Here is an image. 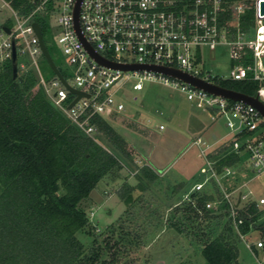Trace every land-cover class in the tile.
<instances>
[{"label": "built area", "instance_id": "2783aa9c", "mask_svg": "<svg viewBox=\"0 0 264 264\" xmlns=\"http://www.w3.org/2000/svg\"><path fill=\"white\" fill-rule=\"evenodd\" d=\"M78 2L79 27L75 21ZM260 2L40 0L28 15L11 8L15 16V22L9 26L11 33L7 34L2 29L4 25L0 26V65L12 62L14 37L18 69L36 70L38 85L47 97L72 123L93 138L99 134L93 121L95 116L108 120L107 115L111 119L126 113L128 94L143 91L146 83H159L179 91L197 108L208 111L212 120L225 118V126L230 131L225 136L229 153L247 151L254 164V173L264 174V117L255 106L227 99L152 68H174L220 86L223 80L258 81L257 95L264 102V14L260 11ZM250 9L254 10L251 23L246 18ZM46 11L57 23L54 26L57 41L74 72L73 82L65 80L72 88L85 93L71 107L78 94L69 90L56 74L50 83L47 82L37 61L38 55L43 54L33 22L37 14L44 15ZM218 49H226L228 53L227 74L216 73L204 64L205 52L214 53ZM94 53L111 64L101 62ZM131 98L138 99L137 96ZM164 128L160 125V129ZM216 139L217 142L221 140ZM195 143L202 148L200 155H206L208 169L202 180L192 186V194L204 190L209 182L216 183L218 195L206 202V208L226 213L248 248L264 249V237L251 242L240 230L244 223L241 215L244 204L254 199L261 206L264 197L254 198L251 190L242 189L244 184L225 188L221 179L237 171L227 165L218 169V160L209 157L219 145L208 144L201 137ZM240 192L242 198L238 203ZM256 230L251 228L249 233Z\"/></svg>", "mask_w": 264, "mask_h": 264}, {"label": "trees", "instance_id": "16d2710c", "mask_svg": "<svg viewBox=\"0 0 264 264\" xmlns=\"http://www.w3.org/2000/svg\"><path fill=\"white\" fill-rule=\"evenodd\" d=\"M5 1L21 15H28L40 0ZM228 1L250 4L253 0ZM253 17L254 10H248L247 22ZM35 20L44 35V20L39 14ZM4 25L9 27V21ZM220 84L249 95H257L259 87L254 80H223ZM93 121L99 131L96 138L86 135L57 108L38 85L32 68L18 69L14 77L11 61L0 65V264L119 263L127 233L116 235L112 230L88 249L78 237L91 223L82 202L100 181L122 168L119 155L133 159L127 140L109 120L95 116ZM99 139H105L116 152L106 149ZM227 148L222 145L209 154L219 159L218 169L239 161V153H227ZM151 173L144 171L153 179ZM133 191L126 183L119 194L130 203ZM192 196L195 201L184 205V221L217 219L219 225L224 221L220 233L197 234L208 264H238L240 234L227 214L206 208L213 194ZM241 215V234H249L251 228L264 232V209L256 200H248ZM175 220L171 225H178Z\"/></svg>", "mask_w": 264, "mask_h": 264}, {"label": "rangeland", "instance_id": "374dc122", "mask_svg": "<svg viewBox=\"0 0 264 264\" xmlns=\"http://www.w3.org/2000/svg\"><path fill=\"white\" fill-rule=\"evenodd\" d=\"M4 1L0 0V26L7 20L12 26L15 16ZM39 16L47 26L43 36L55 63L65 78L73 82L74 72L57 41L55 19L48 11ZM17 36L20 39L19 33ZM37 61L41 74L50 83L55 73L43 55H38ZM204 64L216 73L227 74L226 49L214 53L206 51ZM136 96L137 100L131 98ZM128 97L126 113L111 119L109 115L106 117L127 140L133 159L119 155L122 168L100 181L89 198L82 202L91 223L78 232V237L88 249L112 230L116 235L127 233L122 239L118 264H208L201 252L202 239L197 234L220 233L224 221L220 225L217 219L184 221V205L190 198L195 201L192 186L202 180L208 169L206 155H200L202 148L195 141L201 137L212 144L216 141L213 134H216L221 140L214 146L227 145L225 136L230 131L225 126V118L212 120L208 111L197 108L179 91L159 83H146L143 91L130 93ZM160 125L165 128L160 129ZM99 141L109 151L116 152L105 139ZM226 151L229 153L230 149ZM230 167L237 172L221 179L225 188L244 184L242 189L251 190L254 198L264 197V174L254 173V164L247 151L240 152L239 161ZM146 170L152 171L153 179L144 174ZM126 183L134 187L130 203L124 202L119 194ZM214 185L217 186L209 182L204 190L196 193L197 196L218 195ZM260 207L264 209V204ZM173 215H176L173 220H178L177 226L171 225ZM260 230L247 234L246 238L256 242L264 237ZM237 246L238 264H264V249L248 248L241 237L237 239Z\"/></svg>", "mask_w": 264, "mask_h": 264}, {"label": "water", "instance_id": "95a60500", "mask_svg": "<svg viewBox=\"0 0 264 264\" xmlns=\"http://www.w3.org/2000/svg\"><path fill=\"white\" fill-rule=\"evenodd\" d=\"M78 11H79V2L77 4L76 10H75V21H76L77 27H79ZM260 11L262 14H264V0H261V2H260ZM33 28H34L35 33L37 34V36L39 38V43H40V47L42 50V54L45 57V59L47 60L49 66L51 67L53 72L57 75L58 78H60L62 80V82L68 87L69 90L78 94V97L71 103V105H70V107H71L81 96L85 95V93L72 88L67 83V81L65 80V77L63 76L61 70L59 69V67L55 63V61H54L46 43H45L42 28H41L39 22H37V21L33 22ZM2 29L7 34L11 33L10 27H8L6 25H4L2 27ZM87 46L91 50L90 46L89 45H87ZM12 53H13V55H12L13 74H14V77H17V75H18V54H17L16 41H15L14 37L12 38ZM94 55H95V53H94ZM95 56L101 62H103L105 64H111V63H107V61L105 59L101 58L99 55H95ZM122 68L128 69L131 67L130 66H123ZM152 68L156 71L163 72L165 74L172 75L174 77H178V78H180V79H182L188 83H191V84H193L199 88H203V89H205L211 93L221 95L227 99H230L233 101H242V102H245L247 104H251V105L255 106L259 110V112L262 114V116L264 117V102L259 98L258 95H249V94H246V93H243L240 91H236L233 89H229V88H226V87H223L220 85L210 84L208 82H205L199 78L193 77L187 73H184V72L177 70V69H174V68H167V67H152ZM241 196H242V193L240 192L238 203L241 202V198H242Z\"/></svg>", "mask_w": 264, "mask_h": 264}, {"label": "crops", "instance_id": "0c3cea01", "mask_svg": "<svg viewBox=\"0 0 264 264\" xmlns=\"http://www.w3.org/2000/svg\"><path fill=\"white\" fill-rule=\"evenodd\" d=\"M172 109H174V108H172ZM224 137V136H223ZM213 138L215 139V140H217L216 138H218V136L216 135V134H213ZM217 141H215L214 143H212V144H215Z\"/></svg>", "mask_w": 264, "mask_h": 264}]
</instances>
